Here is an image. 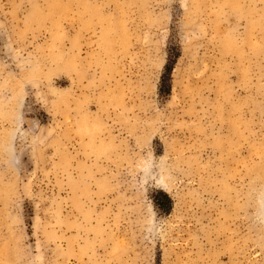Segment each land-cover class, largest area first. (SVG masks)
Returning a JSON list of instances; mask_svg holds the SVG:
<instances>
[{"label": "rangeland", "instance_id": "obj_1", "mask_svg": "<svg viewBox=\"0 0 264 264\" xmlns=\"http://www.w3.org/2000/svg\"><path fill=\"white\" fill-rule=\"evenodd\" d=\"M0 264H264V0H0Z\"/></svg>", "mask_w": 264, "mask_h": 264}, {"label": "trees", "instance_id": "obj_2", "mask_svg": "<svg viewBox=\"0 0 264 264\" xmlns=\"http://www.w3.org/2000/svg\"><path fill=\"white\" fill-rule=\"evenodd\" d=\"M168 202H169V201H168ZM167 206H169V203L167 204ZM167 206H166V208H168Z\"/></svg>", "mask_w": 264, "mask_h": 264}]
</instances>
